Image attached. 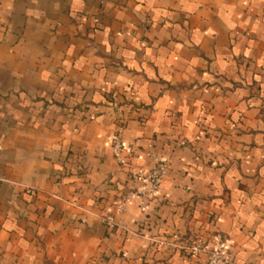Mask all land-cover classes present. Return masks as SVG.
Segmentation results:
<instances>
[{
  "label": "clouds",
  "instance_id": "1",
  "mask_svg": "<svg viewBox=\"0 0 264 264\" xmlns=\"http://www.w3.org/2000/svg\"><path fill=\"white\" fill-rule=\"evenodd\" d=\"M0 264H264V0H0Z\"/></svg>",
  "mask_w": 264,
  "mask_h": 264
}]
</instances>
